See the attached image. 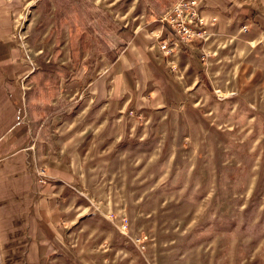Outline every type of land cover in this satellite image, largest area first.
<instances>
[{"label":"rangeland","instance_id":"374dc122","mask_svg":"<svg viewBox=\"0 0 264 264\" xmlns=\"http://www.w3.org/2000/svg\"><path fill=\"white\" fill-rule=\"evenodd\" d=\"M109 1L32 0L21 38L29 65L71 67V30L79 70L94 67L61 86L53 107H76L44 133L88 170L98 207L118 226V264H264V26L203 52L209 88L198 83L180 107L123 114L111 130L71 91L121 47L117 27L155 32L174 0ZM199 28L187 43L207 39ZM183 44L166 42L164 55L186 62Z\"/></svg>","mask_w":264,"mask_h":264},{"label":"crops","instance_id":"0c3cea01","mask_svg":"<svg viewBox=\"0 0 264 264\" xmlns=\"http://www.w3.org/2000/svg\"><path fill=\"white\" fill-rule=\"evenodd\" d=\"M195 1L207 39L199 49L183 44L190 50L181 51L186 62L176 54L168 59L160 50L159 40H167L161 25L151 33L142 29L117 33L121 47L89 82L71 91L84 100L80 109L92 108L112 130L123 114L180 107L202 83L197 70L200 67L204 74L203 52L213 55L209 53L213 45L233 37L245 41L254 37L255 29H263L264 0ZM30 2L0 0V264H118V226L111 213L98 207L88 170L44 133L48 108H54L63 88L49 97L54 88L49 83L40 88L34 82L39 66L27 63L21 38ZM83 69L78 68L72 80H79ZM75 107L76 103L66 112ZM38 166L47 176L42 183L35 177Z\"/></svg>","mask_w":264,"mask_h":264},{"label":"trees","instance_id":"16d2710c","mask_svg":"<svg viewBox=\"0 0 264 264\" xmlns=\"http://www.w3.org/2000/svg\"><path fill=\"white\" fill-rule=\"evenodd\" d=\"M162 30L165 31V37L167 38L168 43H172L174 41H177L176 37L169 31L168 27L166 26L165 23L161 24ZM68 29H70V26H68ZM129 27L127 25L125 26H120L117 30L116 33L121 34V33H126L128 32ZM78 34L75 35L71 30L68 31V44H69V58L70 63H71V68H69L68 65L65 64H57L52 60H48L46 62L40 61L39 62V69L34 71V82L40 86V88H45L46 83H49V86L54 88V92L49 90V97H56L58 95L59 88L63 85L68 83L69 81L72 80L73 75L75 72L78 70L79 63L74 60L77 58V52L75 51V46L74 44L76 39L78 38ZM72 41V42H71ZM71 42V43H70ZM202 41H193L191 42L192 48L199 49ZM180 50L182 52L189 53V48L185 45H181ZM58 49H54L52 51L51 57L54 56L55 53H57ZM59 52V51H58ZM198 56L201 55L200 53H197ZM107 57V56H106ZM88 60V59H86ZM75 62V63H74ZM87 63V61H86ZM94 71V67H90L88 65L86 67V70L82 73V77L80 79H85L87 80V75H89L91 72ZM197 77L198 79L207 87L209 88V83L204 77L200 67L197 70ZM53 93V94H52ZM74 106L73 102H69L64 106H56L53 109L48 108V114L46 115L44 122L49 124L50 120L52 117L62 115L68 110Z\"/></svg>","mask_w":264,"mask_h":264},{"label":"built area","instance_id":"2783aa9c","mask_svg":"<svg viewBox=\"0 0 264 264\" xmlns=\"http://www.w3.org/2000/svg\"><path fill=\"white\" fill-rule=\"evenodd\" d=\"M195 3V0H174L159 18L161 24L165 23L169 31L176 37L177 41L172 42L173 44H176L178 40L186 44L193 37L202 36L203 31L199 26L203 24V20L196 12ZM166 42V40L158 42L159 48L164 54L163 49ZM35 177L38 182H44L47 178L45 169L41 166L36 167Z\"/></svg>","mask_w":264,"mask_h":264}]
</instances>
